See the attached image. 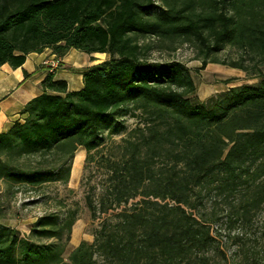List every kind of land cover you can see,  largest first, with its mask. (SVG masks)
Returning a JSON list of instances; mask_svg holds the SVG:
<instances>
[{
    "label": "trees",
    "instance_id": "1",
    "mask_svg": "<svg viewBox=\"0 0 264 264\" xmlns=\"http://www.w3.org/2000/svg\"><path fill=\"white\" fill-rule=\"evenodd\" d=\"M146 37L169 51L193 43L200 69L223 45L264 59V0H0V66L45 49L108 55L81 71L77 91L48 73L0 132V201L67 183L79 149L84 170L103 159L108 185L84 197L99 220L92 242L64 257L76 208L28 232L0 223V264H264V73L200 101L189 68L149 59ZM243 62L222 64L249 75ZM126 116L138 119L126 151L106 157L104 133ZM212 194L235 203L203 215Z\"/></svg>",
    "mask_w": 264,
    "mask_h": 264
},
{
    "label": "rangeland",
    "instance_id": "2",
    "mask_svg": "<svg viewBox=\"0 0 264 264\" xmlns=\"http://www.w3.org/2000/svg\"><path fill=\"white\" fill-rule=\"evenodd\" d=\"M140 42L150 45L148 56L151 60L164 61L176 60L183 63L190 70V75L195 85V96L200 101H206L208 98L215 96L229 87H235L241 84H255L259 81L258 73H264V59L261 57H252L250 52L244 53L242 50L229 45H223L220 49L208 56L209 61L203 69H200L201 58L197 52V48L193 43L176 42L173 44L174 50L169 51L168 42H160L156 38L146 37L140 39ZM161 49H157L160 47ZM108 59V55L102 54L95 57L97 61ZM216 60L218 63H212L210 60ZM243 59V65L248 67L249 75L244 71L231 68L227 64L231 61ZM226 81H230L226 83ZM138 119L126 116L119 119L118 127L110 133L109 137L104 133L105 146L103 153L106 157L117 159L118 155L126 150L122 139L127 138V134L133 129ZM124 148V149H123ZM81 156V162L77 164V177L72 176V166L70 176L67 183L51 181L44 184L38 190H22L14 196L2 195L1 203L3 204L4 218L0 219V223L15 227L22 232H28L30 225L39 216L50 212H57L62 217L64 211L68 208L77 209V219L72 226L70 241L65 249L64 257L73 250L80 242L91 243L93 240L92 232L98 227L99 220H92L89 210L85 205L84 197L87 192L94 190V193L101 192L105 189L107 182L106 171L107 165L101 158H96L95 164L90 167L92 169L84 170L85 151L78 150ZM162 159L158 160V165L162 163ZM84 174V176H83ZM83 182V183H82ZM93 187V188H92ZM135 200L131 201L123 207H129ZM235 203L233 198L216 196L215 194L205 196L199 211L203 215L211 212L225 213L232 204ZM116 210L113 213L118 212Z\"/></svg>",
    "mask_w": 264,
    "mask_h": 264
},
{
    "label": "crops",
    "instance_id": "3",
    "mask_svg": "<svg viewBox=\"0 0 264 264\" xmlns=\"http://www.w3.org/2000/svg\"><path fill=\"white\" fill-rule=\"evenodd\" d=\"M51 50L41 53H30L24 63L16 69L9 65L0 66V132L5 131L19 117L23 106L41 93V82L48 73L55 79L64 80L69 91H77L82 87L81 71L102 61L95 60L96 53L86 54L69 49L63 57H59L60 66L50 72L42 66V61L52 57ZM24 72L28 77H24Z\"/></svg>",
    "mask_w": 264,
    "mask_h": 264
},
{
    "label": "built area",
    "instance_id": "4",
    "mask_svg": "<svg viewBox=\"0 0 264 264\" xmlns=\"http://www.w3.org/2000/svg\"><path fill=\"white\" fill-rule=\"evenodd\" d=\"M42 66L46 67L50 72L56 70L60 66V59L56 55L46 58L42 61Z\"/></svg>",
    "mask_w": 264,
    "mask_h": 264
},
{
    "label": "bare ground",
    "instance_id": "5",
    "mask_svg": "<svg viewBox=\"0 0 264 264\" xmlns=\"http://www.w3.org/2000/svg\"><path fill=\"white\" fill-rule=\"evenodd\" d=\"M101 55H102V53H96V56H97V57H99V56H101ZM80 155H81L80 152L77 151V152L75 153V156H74V159H73L72 176H73L74 178L77 177V174H76V168H78L77 164L81 162V156H80Z\"/></svg>",
    "mask_w": 264,
    "mask_h": 264
}]
</instances>
